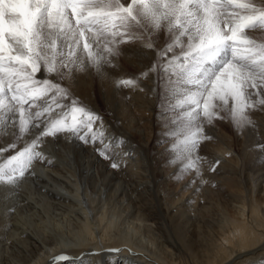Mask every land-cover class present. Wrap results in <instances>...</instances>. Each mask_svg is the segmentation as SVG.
Returning a JSON list of instances; mask_svg holds the SVG:
<instances>
[{
    "label": "bare ground",
    "instance_id": "1",
    "mask_svg": "<svg viewBox=\"0 0 264 264\" xmlns=\"http://www.w3.org/2000/svg\"><path fill=\"white\" fill-rule=\"evenodd\" d=\"M249 38L264 44V31ZM115 63L100 76L77 74L71 87L100 117L94 128L103 131V144L115 143L112 155L99 156L101 143L42 138L37 151L45 159L33 161L13 194L0 186V264H264V109L250 111L253 125L239 131L222 113L205 129L213 139L199 149L202 177L181 174L171 158H159L176 141L168 135L170 116L158 115L153 80L116 87L150 59L122 55ZM13 141L0 134V147ZM61 255L66 259L54 260Z\"/></svg>",
    "mask_w": 264,
    "mask_h": 264
},
{
    "label": "snow or ice",
    "instance_id": "2",
    "mask_svg": "<svg viewBox=\"0 0 264 264\" xmlns=\"http://www.w3.org/2000/svg\"><path fill=\"white\" fill-rule=\"evenodd\" d=\"M257 30L264 31V0H0V134L14 137L0 147V186L13 194L33 161L45 159L37 151L44 137L103 144V131L94 128L100 117L71 87L79 73L115 69L122 55L150 63L116 87L153 80L163 109L158 115L170 116L168 135L176 141L169 163L202 177L206 158L199 149L213 139L206 127L224 113L243 130L254 123L249 112L264 109V44L249 38ZM124 44L138 49L125 53ZM114 147L95 150L109 159ZM215 164L209 162L210 171Z\"/></svg>",
    "mask_w": 264,
    "mask_h": 264
},
{
    "label": "rangeland",
    "instance_id": "3",
    "mask_svg": "<svg viewBox=\"0 0 264 264\" xmlns=\"http://www.w3.org/2000/svg\"><path fill=\"white\" fill-rule=\"evenodd\" d=\"M160 141L162 142V143H161V145H162L163 142H165V139H164V138H160ZM157 147H160V145H158ZM162 148H163V147L160 148L159 152H162V151L164 150V149H162ZM157 149H158V148H156L155 152H157ZM159 158L167 160V158H168V159L171 158V154H170V152L168 151V152H165V153L160 154V155H159Z\"/></svg>",
    "mask_w": 264,
    "mask_h": 264
}]
</instances>
